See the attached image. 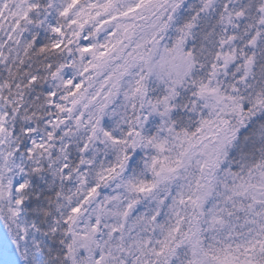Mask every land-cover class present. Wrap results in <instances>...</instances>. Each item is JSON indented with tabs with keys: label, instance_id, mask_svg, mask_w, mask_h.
Here are the masks:
<instances>
[{
	"label": "snow or ice",
	"instance_id": "obj_1",
	"mask_svg": "<svg viewBox=\"0 0 264 264\" xmlns=\"http://www.w3.org/2000/svg\"><path fill=\"white\" fill-rule=\"evenodd\" d=\"M0 264H264V0H0Z\"/></svg>",
	"mask_w": 264,
	"mask_h": 264
}]
</instances>
